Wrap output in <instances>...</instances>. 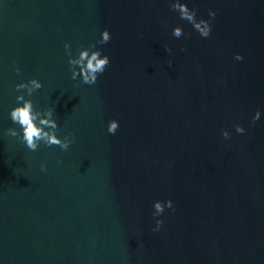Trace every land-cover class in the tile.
<instances>
[{"label":"water","instance_id":"obj_1","mask_svg":"<svg viewBox=\"0 0 264 264\" xmlns=\"http://www.w3.org/2000/svg\"><path fill=\"white\" fill-rule=\"evenodd\" d=\"M172 2L0 0V264H264V0H180L207 38ZM103 29L109 65L73 80L65 43ZM21 94L67 150L4 135Z\"/></svg>","mask_w":264,"mask_h":264},{"label":"clouds","instance_id":"obj_2","mask_svg":"<svg viewBox=\"0 0 264 264\" xmlns=\"http://www.w3.org/2000/svg\"><path fill=\"white\" fill-rule=\"evenodd\" d=\"M170 8L173 11L178 12L181 19L188 21L194 30H196L199 35L203 38H207L210 35L211 27L210 22L203 18H196V9H189V7L180 2V0H174L170 3ZM208 16L210 18L215 17V12L209 10ZM172 35L176 38L184 35L181 27L176 26L172 29ZM111 36L107 29H103L100 33V39L95 42V44H89L87 48L81 47L78 49V55L73 58L71 52L69 51L70 45L65 43V53L68 55L69 70L71 72V78L76 80L80 77V81L83 84L93 85L97 82V77L102 74L106 67L109 65L110 60L107 55H103L101 50L96 48V44H106L110 41ZM170 51V49H165ZM235 59L240 60L242 57L237 54ZM15 71L19 74V68ZM42 84L37 79L33 78L27 82H21L15 85V90L19 92L21 89L25 90L26 95L31 97L32 94L40 89ZM17 104L15 107L11 108L9 116L13 124L19 126V131L17 128L9 127L4 131L5 136L15 137L19 139L25 146L31 150L36 151L41 143L45 146H59L61 150H67L70 144L74 141L75 137L72 134L63 137L61 139L56 135L58 130V125L56 120L53 118L54 109L46 108L43 111L37 110L33 106L31 99H26L24 94L16 96ZM260 117V112L257 110L253 115V123ZM118 122L116 120H110L107 125V132L110 134H115L118 128ZM237 133H243L244 128L240 125L235 126ZM222 136L225 138L229 137L227 131H222ZM41 170L46 171L44 165H41ZM165 207H172V201L166 200L163 203L160 201L153 202L154 213L153 215H159L163 213ZM162 221L157 220L156 225L158 230Z\"/></svg>","mask_w":264,"mask_h":264}]
</instances>
